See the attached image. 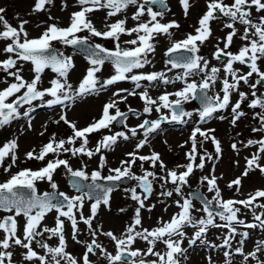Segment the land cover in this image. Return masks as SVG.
Returning a JSON list of instances; mask_svg holds the SVG:
<instances>
[{"label":"snow or ice","instance_id":"obj_1","mask_svg":"<svg viewBox=\"0 0 264 264\" xmlns=\"http://www.w3.org/2000/svg\"><path fill=\"white\" fill-rule=\"evenodd\" d=\"M180 4L187 16L193 5L190 0H180ZM54 5L55 0H36L32 11H49L47 6ZM156 5L159 8L154 10L153 6ZM67 6L65 0L61 10H65ZM76 6L79 10L70 14V22L66 27H59L55 23L47 24L37 37L29 36L25 27L29 21L21 20L14 27L4 16L6 9L0 7V41L4 42L0 52L5 55L4 59H0V73L4 74V78H0V84L6 85L0 88V129L25 118L28 130H32L30 114L37 107L52 108L57 105L62 106V111L59 119L53 123L58 125L63 122L71 129V135L59 140L52 133L48 143L42 146L38 154L35 149L25 154V159L46 161L43 167L37 170L22 168L0 182V213L5 214L0 217V232L3 233L0 237V264H14L13 249L16 247L25 250L21 253L25 264H36L37 261L39 264H81V261L82 264H93L90 255L102 256L107 264H182L188 259V248L197 243L209 249L223 250L225 264H233L235 255L243 257L241 264H250V261L264 264V260L260 259L264 255V238L256 241L251 252L244 250L245 243L250 238L248 229L264 232V203L258 202L264 199V189H257L244 199L225 200L218 185L219 178L214 174L213 164L210 174L200 177V183H206L207 191L213 193L211 198L200 194H196L194 198L186 197L183 193V188L190 186V177L196 169L203 171L206 161L220 159L222 148L220 141L213 135L215 129L198 126L192 130L189 137L191 147L185 154L188 163L177 166L183 168V171L167 169L161 155L155 151H151L149 155L140 154L150 144L152 135L163 132L162 124L165 123L187 124L193 121L194 115L198 117L194 122L199 125L212 119L225 120L228 119L227 116L217 114L230 108V124L236 127L238 121L248 115L242 110V104L246 101L250 109H259L252 113V119L259 124L251 129L252 132L264 134V92H259L258 88L264 86V69L261 67L264 65V0H208L207 10L198 20L199 26L195 28V34L189 33L181 40H172L175 31L180 28L177 21L162 22L170 11L167 0H76ZM130 8L135 9L131 14V20L135 22L132 27L127 26ZM253 9L257 14L255 16ZM97 11H106V20L120 15L124 18L106 23V30L101 31L89 18L90 14ZM48 19L55 18L49 15ZM217 20H223V27L229 30L224 38H218L212 53V59L219 62V67L211 65L208 58L200 55L201 48L212 36L210 22ZM237 24L244 26L242 34L236 27ZM81 33L87 35H80ZM122 35L130 39L121 42ZM161 36L171 41V46L165 52V56L170 57L166 61V65L170 67L166 71L134 72L153 63L150 56L155 53V42ZM92 38L111 41L113 48L92 43ZM236 38L244 43L233 53L231 46ZM53 42L72 47L84 54L88 67L78 87L74 88L70 83V72L75 67L73 57L65 55ZM122 43L130 47H122ZM220 43H223V47H220ZM106 63L111 64L114 74L102 78L100 73ZM29 64L33 75L26 79L23 74L24 67ZM236 64L248 70L242 72L235 67ZM46 69L55 76L48 81V87H43L42 80ZM174 69L181 71L174 77L169 76L168 73ZM221 71L222 77L219 75ZM197 76L200 77L199 81L192 79ZM7 78H11V81ZM122 81H131L134 87H117L112 90ZM177 82L182 87L173 92L164 91L156 98L149 94V87L175 85ZM218 82L221 85L219 91L210 95V90ZM241 83L251 89V99L248 93L240 90ZM140 89L142 90L138 91ZM107 91H111L112 97L118 99H110L102 106L99 119L83 128H78L76 122L68 119L66 109L77 100ZM233 94L238 96L234 103ZM129 96H139L144 102L143 113L151 116L155 112L159 114L158 118H145L135 127H129L126 123L129 113L140 118L137 110L128 107L127 111H122L118 106L119 103L126 102ZM195 100H199L200 110H185L183 106ZM164 110H167V114ZM116 125H122L127 132H113ZM138 129L144 130L143 138H138ZM101 130H107L111 134L103 135L94 148L89 147L90 135ZM40 135L43 136L44 132ZM133 138H137L138 142L133 151L125 154L127 159L120 160L118 167H109V174L103 175L102 170L107 165L105 152L112 150L118 142ZM207 141L215 146V157L206 149L201 154L200 149ZM18 146L16 139L6 141L0 146V168L4 173H10L11 168L17 165ZM242 146L245 149L255 146L256 151L250 158L245 157L246 167L241 176L227 185L229 189L235 185L237 192L241 191L242 178L247 177L250 172L258 170L264 175V135L259 139L250 138ZM231 148L239 154L240 148L236 142L231 144ZM49 154H52L53 159L46 160ZM62 155L69 158H60ZM81 156L88 160L98 157L97 169L89 173L88 165L83 159L79 160V168H73L71 158L79 159ZM9 158L11 163L4 166ZM137 162L142 175L133 171ZM145 163L153 170L145 168ZM236 163L238 165L239 161ZM61 167L64 174L71 178V187L77 194L69 196L58 190L54 175ZM157 167L162 175L154 171ZM123 179L136 181L135 186L125 189V192L130 194L129 198L138 207L135 208L132 223L117 236L111 230L104 231L102 225H93L102 207L111 211V194L118 190L119 182ZM43 181L48 183L50 192H38L37 183ZM156 183H159L161 189L158 194L154 188ZM169 185L172 187L169 188ZM154 194L167 198H172L174 194L180 197L174 200L179 211L168 221H159L157 227L149 230L143 227L141 213L144 209L151 212L155 208L154 204H146ZM194 199L201 200L202 207L197 208ZM158 202L165 203L163 199ZM86 206L90 213L87 216L83 211ZM242 209L252 214V222L240 218ZM118 211L124 213L127 209L120 208ZM51 213H55L54 227L43 223ZM194 213L203 215L195 216ZM20 218L24 221L23 225L20 224ZM69 223L72 240L85 246V252L79 259L66 251L65 227ZM80 223L86 226L90 240L81 241L78 238L81 234ZM189 227L193 229L190 237L186 231ZM212 228L227 229L226 233L218 236L221 243L216 244L207 239ZM239 228L245 230L238 231ZM46 234L49 240L57 237L58 245L53 247L45 242L43 238ZM101 235L113 242L114 254L108 252L99 241ZM237 236L240 239L234 246L233 241ZM185 239L188 248L182 247ZM140 241L145 242V249L135 247ZM34 244L44 249L45 254H38L34 250ZM157 244H163L164 250H157ZM207 259L208 264H213L211 255Z\"/></svg>","mask_w":264,"mask_h":264},{"label":"rangeland","instance_id":"obj_2","mask_svg":"<svg viewBox=\"0 0 264 264\" xmlns=\"http://www.w3.org/2000/svg\"><path fill=\"white\" fill-rule=\"evenodd\" d=\"M65 0H55L54 6H47L49 11L45 12H38L34 13L32 11L36 0H0V7L6 9L4 16L9 21L12 26H18L21 20H27L29 23L25 25L29 36L30 37H37L41 34L44 30V27L47 24L55 23L59 27H66L70 22V14L74 11L79 10L76 6V0H66L67 8L65 10H61L62 3ZM190 3L193 5L190 10L189 14L185 16L184 10H182L179 6V0H167L168 7L170 11L167 13L165 19L162 22H168L171 20H175L179 23L180 28L178 31H175L172 40H177L178 36L184 35L187 32L194 30L195 25V18L198 16L197 14V7L199 6L200 9L205 7L204 0H190ZM151 6V5H150ZM154 10L157 9L156 6H153ZM135 11L134 8H130L128 10V21L127 26L132 27L134 25V21L131 20V14ZM51 15L55 19L49 20L48 17ZM89 18L91 19L92 23L98 30L104 31L105 24L113 22L114 19H122L124 18L123 15H120L113 19L106 20V11H97L93 14H90ZM144 19H147L145 17ZM218 28L212 32L211 38L206 42V45L201 48V55L209 58L211 65L216 66V60L212 59V47L216 45L218 42V38H223L222 35L226 33V28L223 27L224 21H221V25H218V20L215 21ZM38 25H40L38 27ZM184 31V32H183ZM80 35H87V33H81ZM130 39V37L126 35L121 36V42L124 40ZM241 42L238 38L235 39L234 44L237 47ZM92 43H100L108 48H113V43L111 41L102 40L99 38H92ZM156 43V51L153 55L150 56V59L153 61L152 64L146 65L142 70H134L143 71V72H153V71H166L167 67L170 65H166L167 58H164V54L167 49L171 46V41L167 37H158ZM56 48H61L65 55L72 56L75 67L70 72V83H72L73 87H78L79 82L82 80L85 70L88 67V63L84 58V55L81 54L79 51L72 49L71 47H64L63 45L59 44L58 42H53ZM242 44V43H240ZM4 46V42L0 41V48ZM122 47H130L127 45L121 44ZM236 50V49H234ZM5 55L0 52V59H4ZM31 65H25L24 67V76L26 79H30L33 73L30 71ZM181 70L174 69L172 72H169V76H175L177 72ZM114 74V69L112 68L111 64L106 63L100 73L102 78H107L110 75ZM55 76L50 70H45V74L43 76V87H48V81ZM192 77L197 81L200 80V77L197 76ZM0 78H4V74L0 73ZM11 81V78H7ZM147 84V82H142ZM5 84H0V88L5 87ZM219 82L216 84L214 88L210 90L211 95H214L220 88ZM117 87H123L131 89L134 87V84L131 81H122L119 82L116 86L112 88L115 90ZM182 87L180 82H177L175 85H160L159 87H149V94L156 98L164 91L173 92ZM245 85L241 83L240 90L243 91ZM142 89L138 90L141 91ZM236 96V94H235ZM174 98V97H172ZM110 99H118L112 97L111 91H107L101 94H93L91 96H86L83 99L77 100L71 107L67 108V117L69 120L76 122L78 128H83L94 120L99 119L101 116L102 106L109 102ZM39 103V102H34ZM122 111L131 107L132 109L137 110L140 113V118L138 119L135 115L129 114V119L126 123L129 127H135L139 123L142 122L143 119H155L157 113L153 112L151 116L143 113L144 102L139 98V96H129L126 102L119 103L118 105ZM187 111H198L197 104L195 101L187 103L183 106ZM244 112L248 113L246 117L241 118L236 127H233L230 124L231 115L226 111L223 113H218L217 115H225L228 119L219 120V119H212L209 120L206 124L199 125L194 121L198 120V117L194 115L193 121H190L187 124H177V123H165L162 124L163 132L161 134H154L150 137V144L146 145L141 151L140 154L142 155H149L151 151H155L159 153L167 166V169H175L178 172L183 171V168H178V165H185L188 163L185 154L190 150L191 141L189 137L191 136L192 130L195 127H202L203 129H215L213 135L220 141L221 148H222V155L219 160L213 159L212 161H206V167L203 171L196 169L194 174L190 177V186H185L183 188V193L186 197L189 196V190L192 187H199L207 196L211 198L213 193H209L207 191L206 183H200V177L202 175H209L212 169L213 164L215 165V175L219 178L218 185L222 190L223 199H244L248 194L254 193L257 189H264V175L258 170L252 171L249 173L247 177L242 178V187L241 191H235V185L232 189L227 187L228 183L232 180H235L237 177L241 176L242 172L246 167V160L245 157H251V155L256 151V147L253 146L251 148H243V143H246L248 139H259L261 135L253 133L252 128L258 127V121L252 119V113L254 111H259V109H250L247 107H243L242 109ZM62 111V106L57 105L50 107H37L34 112L30 114L32 120V130H28L27 120L25 118H21L18 121L12 122L11 125L5 126L4 128L0 129V146H2L6 141L11 139H16L18 142V149H17V165L13 166L10 170V173H4L3 169L0 168V182L5 181L9 178L11 174L18 172L22 168H29L33 170H37L44 166V162L37 161V160H28L25 159V154L35 149L36 153L38 154L41 150L42 146L47 144L49 141L50 136L52 133L56 134L57 140L61 138H66L71 135V129L61 122L60 124L53 123L54 120L59 119V114ZM165 114H167V110H164ZM46 126V131H45ZM44 132V135H40L41 132ZM115 131H125L122 125H116L113 129ZM239 133V135H237ZM111 134L107 130H101L99 133L91 134L89 137L90 143L89 147H95L98 140L102 138L103 135ZM144 130L138 129V138H143ZM199 139V137H198ZM166 141V143H165ZM138 142L137 138H133L130 141H120L117 145L114 146L112 150H108L105 152L107 165L102 170L103 175H108L107 169L109 167H118L119 162L122 159H127L126 153L133 151L135 144ZM236 142L238 147L240 148L239 154H237L231 148V144ZM183 145V147H181ZM78 146V144H77ZM207 150L208 153L212 154L215 157V146L211 143V141H207L204 143L203 148L200 149L201 154H203L204 150ZM60 158H69L67 155H62ZM53 159L52 154H49L46 160ZM83 159L87 165V171L90 173L92 170L97 169L98 167V157L93 158L92 160H88L87 157L81 156L79 159L71 158V163L73 168H79L80 163L79 160ZM236 161H239L237 165ZM11 163L10 158L5 162L4 166ZM264 163V161H262ZM145 168L149 170H153L149 167L148 163H145ZM133 171L138 174L142 175V171L139 167V162L133 168ZM158 174H163L160 172L159 167L155 168ZM54 180L58 184V190L65 192L66 194H70L73 188L69 185L67 181V176L64 174V169L61 167L54 175ZM136 181L130 180L128 184L121 183L118 186V190L114 191L111 194V211H108L106 208H101L96 220L94 221V227L96 225H102L104 231L111 230L115 235L120 236L122 232H124L127 225L132 223V218L134 216L135 208L138 207L135 201L129 198L130 194L125 192V189L134 187ZM169 188L172 187L171 185L168 186ZM38 191H49L51 190L48 183L46 181L38 182L37 183ZM155 192L158 194L161 189L159 188V183L154 185ZM139 192V189H137ZM157 194H154L146 204H154L155 208L148 212L146 209L142 210V224L143 227L148 228L151 230L154 227L158 226L159 221H168L170 217L179 211L178 207L175 205L174 200L180 199V197L173 195L172 198L167 197H159ZM194 198V197H193ZM163 199L165 201L164 204L159 203L158 201ZM258 202L264 203V199L259 200ZM194 204L197 208L202 207V203L194 199ZM165 207L167 210L165 211ZM120 208L127 209L126 212L120 213L118 210ZM85 215H89V208L86 206L84 208ZM259 211V210H258ZM195 216H201L203 213H194ZM240 218L244 219L246 222H252V214L247 212L246 210L242 209V213L240 214ZM80 229L81 234L79 235V239L81 241H88L90 240L89 233L86 229L84 224H81ZM245 229L239 228L238 231H244ZM188 236L190 237L193 233L192 228L186 229ZM227 229H216L212 228L209 230L207 239L212 241L216 244L221 243L218 236L226 233ZM247 231L250 232V238L245 243V252H251L255 245L256 241L264 238V232H261L259 229H248ZM240 239L239 236L233 241V245H236V242ZM99 241L104 244L107 251L110 253L115 252L114 244L108 238L104 236H99ZM68 249L69 252L76 257L82 248L85 246H81L77 244L72 238H68ZM136 248L145 249L146 244L143 241L138 242L135 245ZM182 247L188 248L187 239L182 244ZM157 250H164L163 244H157ZM76 251V252H75ZM79 255V254H78ZM211 255L213 264H225V257L223 255V250H213L205 247L197 243L193 245L191 248H188L187 256L188 259L186 262H182V264H208V256ZM258 255H260L258 253ZM146 259H155L154 257H146ZM243 257L240 255H235L233 257V264H241ZM261 260H264V255L260 256ZM90 260L93 264H107L106 259L102 256H91ZM250 264H255L254 261H250Z\"/></svg>","mask_w":264,"mask_h":264},{"label":"flooded vegetation","instance_id":"obj_3","mask_svg":"<svg viewBox=\"0 0 264 264\" xmlns=\"http://www.w3.org/2000/svg\"><path fill=\"white\" fill-rule=\"evenodd\" d=\"M207 2H208V0H204L205 7H204L203 9H200L199 6H198L197 9H196V10H198V11H197L198 16L195 18L194 30H193V31H190V32H187V33H185L184 35H180V36H178V39H177V40H181V39L185 38V36H186L187 34H189V33L195 34V28L199 26V25H198V20L202 17V15H203V14L205 13V11L207 10V9H206ZM226 2H231V0H226ZM179 6H180V8L183 10V8H182V6H181V4H180V0H179ZM156 7L159 8L158 6H156ZM253 15H254V16L257 15V14L255 13V10H254V9H253ZM221 21H222V20H218V25H221ZM214 23H216V22H215V21H211V22H210V27H211L212 32L215 31L216 28H218L217 25L214 24ZM236 27L240 30V33L242 34V33H243V27H244V26H243V25H240V24H237ZM226 30H227L226 33L222 35L223 38L226 36L227 32L229 31L228 29H226ZM183 32H184V31H183ZM217 43H218V42H216V44H217ZM240 43L243 44L244 42H242V41L240 42V41H239V42L237 43V44H239L237 47H235V46H236L235 44H233V45L231 46V51H232L233 53L237 52L238 49L241 47L242 44H240ZM220 47H223V43H220ZM234 49H236V50H234ZM214 50H215V45L212 47V50H211L212 53H213ZM177 55H179V53H177ZM200 55H201V53H200ZM210 57H211V56H210ZM210 57H209L208 59H210ZM164 58H167V56H165V54H164ZM167 59H168V58H167ZM222 59H226V58H222ZM168 60H169V59H168ZM216 66L219 67L220 64L217 63ZM235 67L240 68L242 72H246V71L248 70L246 67L241 66V65H239V64H236ZM261 67H262V69H264V65H261ZM219 75L222 77V76H223V71H221V73H220ZM196 78L198 79V77H196ZM252 80H253V82L255 81V76H253ZM258 88H259V92H264V86H258ZM243 91L249 94V99L252 98L251 95H250V93H251V89H249L246 85H245V87L243 88ZM209 94L211 95L210 92H209ZM258 94H259V93H258ZM237 99H238V96H237V95L235 96V94H233V96H232V102L234 103ZM195 104H197L196 100H195ZM197 107H198V111H199V110H200V107L198 106V104H197ZM243 107H247V108H249V107H248V103H247V101L244 102V103L242 104V109H243ZM226 112L229 113V115H231V109H230V108L227 109ZM73 190H74V189H73ZM45 191H46V190H45ZM38 192H44V191H38ZM75 194H77V193H76V191L74 190V191H72V192L69 194V196H72V195H75ZM3 215H5V214H4V213H0V217H2ZM54 217H55V213H51V214H49V215L47 216L46 220H45L43 223L46 224L48 227H54V226H55V220H54ZM23 223H24L23 219L20 218V224L23 225ZM81 224H83V223H80V224H79V227H80ZM81 230H83V229H81ZM65 232H66V240H67V242H68V238H71V225H70V223H69V224H66ZM2 235H3V233L0 232V237H2ZM38 239H40V238H38ZM43 239H44L45 242H47L50 246H53V247H54V246H57L58 243H59L57 237H53V238L50 239V240L47 239V234L45 235V237H44ZM80 245L83 246L82 244H80ZM33 247H34V250H35L38 254H40V255H44V254H45V250H44V249H42V248L36 246L35 244L33 245ZM13 251H14V257H13L14 264H25V261L23 260V257H22V255H21V253L24 252L25 250H24V249H21V248H19V247H16V248L13 249ZM66 251H67L68 253H70V252H69V249H68V245H67V247H66ZM75 252H76V251H75ZM84 252H85V248H82V250H80V252L78 253L79 255L76 254V255H77L76 258H78V259L81 258ZM114 253H115V252H114ZM70 254H71V253H70ZM71 255H72V254H71ZM74 255H75V254H73L72 256H74ZM36 264H39V262L37 261ZM81 264H82V261H81Z\"/></svg>","mask_w":264,"mask_h":264},{"label":"water","instance_id":"obj_4","mask_svg":"<svg viewBox=\"0 0 264 264\" xmlns=\"http://www.w3.org/2000/svg\"><path fill=\"white\" fill-rule=\"evenodd\" d=\"M158 6V5H157ZM159 7V6H158ZM72 48V47H71ZM72 49H74V48H72ZM75 50H77V49H75ZM78 51V50H77ZM81 54H83V53H81ZM84 55V54H83ZM167 58L168 59H170V57L169 56H167ZM196 102H197V104H198V106L199 107H201V105H200V102H199V100H196ZM125 111H127V110H125ZM129 114H132V113H129ZM130 182V180H128V179H123L122 181H120L119 182V185L121 184V183H126V184H128ZM68 183H69V185L71 186V178L70 177H68ZM105 183H107V182H105ZM73 188V187H72ZM74 189V188H73ZM50 192V191H49ZM196 194H200L201 196H207L199 187H192L190 190H189V196L190 197H195V195ZM208 197V196H207ZM197 200H199V199H197ZM201 203H202V201L201 200H199ZM213 210L215 211L216 209L215 208H213Z\"/></svg>","mask_w":264,"mask_h":264}]
</instances>
